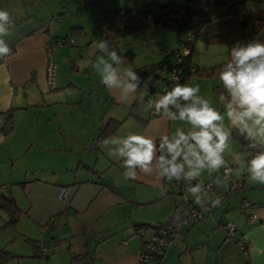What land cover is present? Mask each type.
Returning a JSON list of instances; mask_svg holds the SVG:
<instances>
[{
  "label": "crops",
  "instance_id": "obj_1",
  "mask_svg": "<svg viewBox=\"0 0 264 264\" xmlns=\"http://www.w3.org/2000/svg\"><path fill=\"white\" fill-rule=\"evenodd\" d=\"M144 1L126 0L115 7L137 8ZM93 3L99 22L102 11L111 6L106 0ZM66 5L64 0H0V9L9 11L14 21L13 34L6 38L12 53L0 60L6 65L0 68V157L26 159L21 180L26 182L25 191L18 187L22 192L18 193L7 186L6 192L11 189L13 197L21 198L16 201L24 207L26 221L40 229L36 247L45 243L46 247L62 246L70 255L86 253L92 257L91 264H140L138 250L149 237L151 226L169 219L175 204L184 197H175L176 188H168V181L157 179L155 173H140L136 180L125 182L121 162L107 155L103 140L129 133L158 139L166 132L174 133L181 124L152 114L154 108L145 111L148 100L162 93L152 95L138 89L134 98L121 102L117 92L101 84L91 66L101 55L96 49L102 40L100 24L99 38L89 43L86 24L68 17ZM60 15L63 20L56 17ZM168 32L161 42L155 37L157 48H177L178 41ZM62 38L70 41L47 55V45ZM122 38L119 47L128 49L131 40L121 42ZM144 56L151 58L148 52ZM224 56L222 52L221 59L213 63L223 61ZM123 58L122 67L138 65L136 55L132 62ZM48 62L55 65L53 89L46 81ZM216 82L218 77H193L188 83L199 84L200 95L220 108L219 95L212 91ZM133 103L135 110L130 113ZM10 117L12 128L5 132ZM110 120L120 123L93 146L99 128ZM231 146L237 150L236 141L232 140ZM226 159L231 165L227 188L209 193L220 197L221 203L206 210L196 224L181 225L156 264H264V185L252 182L245 172L238 175L231 158L226 155ZM215 176L205 172L199 182ZM190 185L186 183L185 196L193 200L187 191ZM63 188L67 195L60 198ZM252 214L256 220L247 219ZM225 220L235 225L234 237L247 242L245 249L226 235L220 226ZM135 224L151 226L136 229Z\"/></svg>",
  "mask_w": 264,
  "mask_h": 264
},
{
  "label": "clouds",
  "instance_id": "obj_2",
  "mask_svg": "<svg viewBox=\"0 0 264 264\" xmlns=\"http://www.w3.org/2000/svg\"><path fill=\"white\" fill-rule=\"evenodd\" d=\"M14 21L9 11L0 9V60L11 55L6 38L13 34ZM101 55L92 68L101 84L118 93L121 102L134 98L142 78L131 67H122L124 58L107 40L96 43ZM187 54V52L185 53ZM0 68H6L0 64ZM171 90L148 100L145 111L155 110L163 119L180 122L174 133L154 139L139 133L110 136L103 140L107 155L121 162L122 179L136 180L140 173L169 182L191 184L188 192L201 208H215L220 197H213L199 182L205 172L216 174L213 183L226 189L229 182V160L236 173L245 172L252 182L264 185V41L237 42L230 49L229 59L219 71L223 91L220 108L200 95V85L180 83L179 77ZM140 103H144L143 96ZM186 126V127H185ZM237 134L249 142L253 150L248 157L233 151L231 143ZM225 174L220 175V170ZM192 182H195L192 184Z\"/></svg>",
  "mask_w": 264,
  "mask_h": 264
},
{
  "label": "trees",
  "instance_id": "obj_3",
  "mask_svg": "<svg viewBox=\"0 0 264 264\" xmlns=\"http://www.w3.org/2000/svg\"><path fill=\"white\" fill-rule=\"evenodd\" d=\"M249 0H183L178 3L176 0L167 2L144 1L140 7L128 8L120 7L118 9H104L99 19L101 38L107 40L110 46L122 57H126L130 62L133 60L132 52L121 53L119 50L120 38L131 35L139 30L164 29L175 32L180 38V45L173 51L175 59L170 62L167 59L157 62L145 63L140 66H134L133 69L142 78L140 89L149 91L150 94L164 93V90H171L176 81L170 79L169 74L173 70L178 71L180 83H188L191 77L205 78L219 77V71L222 65L229 59L230 49L237 42L247 43L252 40L264 41V9L254 11L247 9ZM80 33L83 32L80 29ZM78 33V34H80ZM84 33V32H83ZM186 36L188 39H186ZM73 37V36H70ZM198 39L204 40L208 45L215 42H224L227 47V57L225 60L214 63L207 67L195 66L192 60L194 45ZM61 41V45L69 42L70 39H55ZM147 44L146 41L142 42ZM189 47V52L183 54V48ZM147 81L151 85H156L155 92L147 88ZM212 91L218 95L223 91L220 81L212 86ZM135 110V103L130 108V113ZM9 116H11L9 112ZM118 120H110L107 124L99 128L98 134L93 138V146L108 133L113 132ZM12 128L11 117L8 119L4 130L9 131ZM233 140L237 143L238 152H242L246 157L252 153L249 142L243 137L234 133ZM231 167V165H229ZM166 181V180H165ZM174 183V184H172ZM25 191L26 182L17 183ZM172 188H176L178 194L185 195L186 182H169ZM4 191H0V210L7 214V225L16 228L18 215L22 212L15 198L7 193V185ZM1 185V186H2ZM188 201H193L187 199ZM183 201V200H182ZM180 201L179 203H181ZM179 203H176L174 210ZM173 210V212H174ZM173 214V213H172ZM172 216V215H171ZM170 216V218H171ZM169 218V219H170ZM167 219L164 222H167ZM223 222V221H222ZM41 223H44L43 221ZM139 226H151L149 224H135L136 229ZM151 226V227H155ZM36 242V240H33ZM46 246V244L43 243ZM46 250H41V245L34 252L35 256L47 258L44 255ZM10 257V253L4 248H0V264H4ZM161 257L154 261H148L140 264L157 263ZM92 257L86 253L72 254L70 261L66 264H91ZM174 264H181L175 262Z\"/></svg>",
  "mask_w": 264,
  "mask_h": 264
},
{
  "label": "rangeland",
  "instance_id": "obj_4",
  "mask_svg": "<svg viewBox=\"0 0 264 264\" xmlns=\"http://www.w3.org/2000/svg\"><path fill=\"white\" fill-rule=\"evenodd\" d=\"M64 1L68 3V5H66L67 7L66 12L69 13L68 17H71L72 20L78 19L81 22H84V24H86L84 30L88 36L87 41L94 40L95 42L97 40L96 38H99L98 36L99 22H97L99 15L95 10L97 9V5L93 3V0H64ZM97 1L105 2V0H97ZM130 1L131 0H127V2ZM147 1H153V0H147ZM119 2L124 3L126 2V0H106V4H108V6H111L109 7L110 9H118L122 7V5L120 7H115V5L118 4ZM155 2L161 3L162 1L158 0ZM182 2L183 1L181 2L178 1V3H182ZM247 9L254 11L264 9V0H249L247 3ZM56 17L59 20H63L64 18L63 15ZM139 31L141 32L138 31L134 32L135 34L132 33L131 35L124 36L121 39V42H125L126 40L129 39L131 41L130 44L127 45L129 46L128 49H126L123 46L122 47L120 46L119 47L120 52L122 53L132 52L134 55H136V59L138 62L137 66L145 64V62L148 63L157 62L158 60H164V59H167L170 62L174 61L175 55L173 54L172 50H175L176 47L173 49H171L170 47L169 49L168 48L164 49V47L157 48L156 47L157 45L154 42L155 37L157 42L163 41L164 33H170V32L160 28L153 30L143 29ZM171 33L176 38L175 41H178L177 47H179L181 43L180 42L181 37L180 38L177 37V34L175 32H171ZM144 40H148V43L143 44L142 42ZM89 43H91V41ZM168 44L171 45L170 42ZM145 52L149 53V56L151 57L150 59L148 60L145 59L144 56ZM222 52H224L225 55L222 58L226 59L227 47L224 42H215L207 45L204 42V40L198 39L194 45L192 52L193 64L195 66H200V67L203 66L207 67L209 65H212L214 64L213 62L218 60V58L221 59V57L219 56L222 54ZM127 60L128 59L126 58L125 61ZM214 77L216 76L205 77V78H214ZM192 78L193 77H191V79ZM194 78L197 77L194 76ZM216 83H213V85H215ZM23 161H26V159H21V157L16 159L8 158L6 156L0 157V186L2 184H5L9 188L15 187L18 193H22L18 188L19 185L17 183L22 180L26 170L25 165L24 166L22 165ZM17 167L18 169L20 168L21 171H17L16 170ZM13 177L15 179H12ZM170 187L172 188L171 185L168 186V188ZM9 192L11 194L13 191L9 189ZM176 196L177 197L179 196L180 198L183 197L182 194H175V197ZM14 198L15 200L21 199L20 197H16V196H14ZM17 204L21 207L22 212L18 215L16 228H13L10 225L5 224L6 220H8L7 214L4 211L0 210V248H4L10 253V257L7 259V261L4 264H66L68 263L72 255L68 254L67 250L62 246L60 248L57 245H52V247L47 246L46 251L44 252V255H46L47 258L34 255V252L37 251L38 247H36L37 242H33V240L40 239L42 235L40 234V229L38 228L37 225H34L28 220L26 221L25 210L22 204L18 202ZM28 227L30 231L29 233H27ZM32 233L33 235L36 234L35 235L36 237L31 235Z\"/></svg>",
  "mask_w": 264,
  "mask_h": 264
},
{
  "label": "built area",
  "instance_id": "obj_5",
  "mask_svg": "<svg viewBox=\"0 0 264 264\" xmlns=\"http://www.w3.org/2000/svg\"><path fill=\"white\" fill-rule=\"evenodd\" d=\"M186 39L188 37L186 36ZM61 41L57 40L56 42L50 43L47 45V55L50 56L51 51L56 46H60ZM189 52V47L185 46L182 50V53ZM173 74L178 76V71L173 70L170 72L169 77L171 80H174ZM46 81L49 88H54L55 83V65L52 62H48L46 65ZM152 114H157L155 110L153 109L151 111ZM230 171L228 172V175H230ZM225 174V169H222L220 171V175ZM214 179L208 180L206 182H202L206 188V190L211 193L217 189L216 185L213 183ZM174 184V183H172ZM5 186H0V191L5 190ZM67 195V189L63 188L59 194L58 197L64 198ZM183 201L177 205L175 208L171 218L162 224H158L151 230V233L149 237L146 239V241L143 243L142 247L138 250V259L139 263H145L148 261H154L158 257H162L166 250L172 245L173 239L177 235L179 228L181 225H194L196 224L205 214L206 210H209L210 208H201L198 206L194 200L188 201L186 196L183 195ZM248 220H256V217L254 214L249 215L247 217ZM220 226L225 231L226 235L228 237L233 238L238 248L245 249L247 247V242L243 238H235L234 237V231L236 229L235 225L229 221L225 220L220 223ZM41 250H46V246L41 244Z\"/></svg>",
  "mask_w": 264,
  "mask_h": 264
},
{
  "label": "water",
  "instance_id": "obj_6",
  "mask_svg": "<svg viewBox=\"0 0 264 264\" xmlns=\"http://www.w3.org/2000/svg\"><path fill=\"white\" fill-rule=\"evenodd\" d=\"M147 88L151 91V92H155V89H156V85H151L150 84V81H147ZM244 173V172H242Z\"/></svg>",
  "mask_w": 264,
  "mask_h": 264
}]
</instances>
